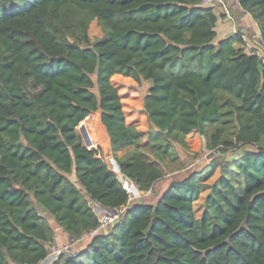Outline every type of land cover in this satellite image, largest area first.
I'll return each mask as SVG.
<instances>
[{"label":"trees","instance_id":"trees-1","mask_svg":"<svg viewBox=\"0 0 264 264\" xmlns=\"http://www.w3.org/2000/svg\"><path fill=\"white\" fill-rule=\"evenodd\" d=\"M237 2L264 49V0ZM216 20L200 0H0V264L44 261L49 219L73 240L95 229L90 200L125 210L50 264H264V71L240 36L216 39ZM114 75L151 82V129L126 123ZM97 111L119 172L142 193L182 169L170 139L197 132L211 159L154 203L130 204L77 132L90 119L102 131Z\"/></svg>","mask_w":264,"mask_h":264},{"label":"rangeland","instance_id":"rangeland-1","mask_svg":"<svg viewBox=\"0 0 264 264\" xmlns=\"http://www.w3.org/2000/svg\"><path fill=\"white\" fill-rule=\"evenodd\" d=\"M88 35L91 38V40H94L95 38L101 36V29L97 25L95 20H93L89 24ZM111 82L117 88L118 93L120 94L126 123L134 125L135 128L140 131H147L151 129V126L147 121L146 115L142 111V98L147 93L148 87L150 86L149 81H143L142 83L138 84L131 78L124 77L121 75H114L111 78ZM95 114L98 118V121L100 122L99 112L97 111L95 112ZM78 126H77L78 134L81 136V138L83 135L85 141L90 144L87 145V147H98L101 150L103 159L107 162L110 168H113V170H115L117 176L123 182L124 177L118 171L115 159L111 155L109 139L107 137L103 125L101 124L103 133L101 129L97 128V124L93 119L88 120L84 124V126H82L81 132L79 131ZM190 134H189L190 139L187 138L189 141L186 142V144H182L176 140L170 139L173 151L176 156L175 166H181L182 169L177 170L175 168L171 169L170 167H167L166 175L153 185L152 190H149L147 192L142 193L141 191H139V189L138 190L132 189L133 190L132 191L131 188L130 189L128 188L130 204L154 203L171 180L183 177L189 172L194 170L200 171L208 164L212 155L209 154V150L205 146L204 138L201 137L199 139L195 135H194L195 137H191L193 135ZM194 141H197L196 145L192 143ZM126 150L119 151L117 155L122 156V154ZM232 152L233 151L231 152L229 151V153H231L230 157L235 155V152L233 153ZM218 175H219V169L217 168L214 174L206 181V183L212 184V182L218 177ZM71 179H73L72 176ZM208 192L209 189L203 188L201 190L198 200L193 203V209L196 217L200 216V213L204 205V197ZM49 222L55 231L56 240H54V243L49 247V254L47 258L44 261L40 262V264H50V262L54 259V257L57 254V249H60L63 246H67L71 244L73 250L76 251L78 249H81L88 242L89 238L87 237L86 238L84 237L83 239H80L78 242H75L73 244H72V240L68 237L67 239L64 238V240L61 239L60 237L61 229L57 227V224L52 219H49Z\"/></svg>","mask_w":264,"mask_h":264},{"label":"built area","instance_id":"built-area-1","mask_svg":"<svg viewBox=\"0 0 264 264\" xmlns=\"http://www.w3.org/2000/svg\"><path fill=\"white\" fill-rule=\"evenodd\" d=\"M237 1V0H236ZM200 3L202 6H216L220 5L224 8L227 16L231 19L230 13L226 9V3L224 0H200ZM238 35L242 39V48L247 54L254 55L259 60L260 64L264 66V49L258 45L252 44L249 42L248 35L246 33V30L241 23H237L234 26L232 35ZM89 207L94 212V214L98 218V226L93 229L92 231L85 233L81 238L72 240V244L75 242H78L80 239H83L84 237L88 238L94 234L99 233L102 230H105L108 226L113 225L116 223L122 216L125 206H122L120 208H114V209H108L105 207H102L98 202L90 200L88 202ZM74 251L72 248V245L69 244L67 246H63L60 249H57V254L54 257V259L60 254V253H69L71 255H74ZM53 259V260H54ZM52 260V261H53ZM51 261V262H52ZM50 262V263H51Z\"/></svg>","mask_w":264,"mask_h":264},{"label":"crops","instance_id":"crops-1","mask_svg":"<svg viewBox=\"0 0 264 264\" xmlns=\"http://www.w3.org/2000/svg\"><path fill=\"white\" fill-rule=\"evenodd\" d=\"M224 1L226 3V9L230 13L231 19L227 16V14H226V12L222 6H220V5L213 6V10H214L215 14L217 15V20L215 23L216 39H221V38L228 37V36L232 35L235 24L241 23V24H243V26L246 30L249 42L261 47V40L259 37L257 25L252 20L249 13L246 12L245 10H243L239 6V4L236 0H224ZM237 45L238 44L235 43V46H237ZM149 83L151 85L150 81H149ZM190 135H193L191 137L197 136L199 138V135L197 132H191ZM186 137L188 139H190L189 134ZM110 169L116 174V172H115V170H113V168H110ZM118 171H119V169H118ZM120 181L123 184V186L125 187V189L127 190V192H128V188L129 189L131 188V190L132 189L138 190L137 186L135 184H133L131 181H129L128 179H126L125 177L123 180L124 183L122 182V180H120ZM60 231H61L60 232L61 239L64 240V238H66V239H67V237L69 238V236L65 232H63L62 230H60ZM55 237H56V234H55ZM55 237H54V240H56Z\"/></svg>","mask_w":264,"mask_h":264},{"label":"water","instance_id":"water-1","mask_svg":"<svg viewBox=\"0 0 264 264\" xmlns=\"http://www.w3.org/2000/svg\"><path fill=\"white\" fill-rule=\"evenodd\" d=\"M258 70H259V72H263L264 71V66H262L261 64L258 66ZM82 138H83V135H82ZM83 140H84V138H83ZM84 144L87 146V145H90L88 142H86L85 140H84ZM222 155H224V154H222ZM236 157V155H234V156H232V157H229V159H233V158H235Z\"/></svg>","mask_w":264,"mask_h":264}]
</instances>
